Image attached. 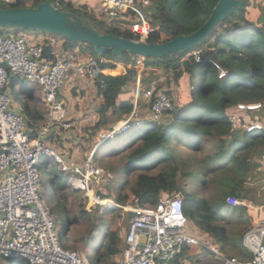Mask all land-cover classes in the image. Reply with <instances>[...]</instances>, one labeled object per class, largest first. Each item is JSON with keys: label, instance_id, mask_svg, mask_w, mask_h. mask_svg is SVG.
<instances>
[{"label": "trees", "instance_id": "obj_1", "mask_svg": "<svg viewBox=\"0 0 264 264\" xmlns=\"http://www.w3.org/2000/svg\"><path fill=\"white\" fill-rule=\"evenodd\" d=\"M151 1H153L151 26L155 29L150 32L148 41H160L162 34L165 35V39H170L196 30L208 18L218 2ZM240 1L237 9L227 12L225 18L219 20L215 28L193 48L158 57H144L145 71L142 74V84L145 83L146 70L150 67L158 66L168 73L171 78L166 76L168 77L166 81L174 86L177 94L175 96L171 89L165 90L172 95L175 110L164 120L145 123L147 128L144 133H137L122 152L121 159L126 162L124 168L126 174L130 172L135 162L142 161L143 158H152L150 164L142 163V166L138 167L144 174L156 170L153 173L151 191L147 192V188L138 182L125 185L123 190L115 195L116 203L121 206L131 205L134 199L140 206H146L157 202L163 191L170 194L180 192L183 195L189 225L199 228L219 243L221 249L227 253H241L244 249L241 237L250 227L245 218L233 219L227 215L229 212L244 211L242 206H230L227 197L244 199L245 190L241 183L250 179L254 169L253 158L259 150L264 149V127L250 132L244 129L234 130L229 119L231 114L237 112V105L241 103L261 102L262 107L258 111L261 116L264 115V0ZM42 2H49L55 11L78 18L82 28L86 30L138 38L133 32L120 27V23L130 19L126 17L104 21L89 8L87 0L60 2L58 5L56 0H16L9 4L0 2V9H36ZM26 29L24 26H18L14 32L19 34ZM2 30L0 25V31ZM66 42L68 44L64 46L65 50L80 43L79 40L70 42L68 39L64 43ZM85 44L87 49L83 48V51L88 50L96 56L100 55L92 45ZM52 48L51 42L42 44L43 56L53 59L54 56L50 53ZM194 50L200 51V61H196L192 56ZM102 56L106 59L101 63L102 68L113 67L116 64L126 68V72L118 76L104 75L105 83L102 87L96 81L104 103L114 106L115 112L125 116L133 105L135 63L138 55L128 51L117 55L111 50H105ZM216 65L226 70L224 77H218ZM152 79L155 77L148 79L146 84ZM17 80L18 76L11 75L9 84L11 99L18 98L14 87ZM163 84L159 82L160 87H163ZM22 86V91L27 95L26 99L31 103L26 102L21 112L27 119L32 136L38 125L43 122L45 112L37 107L30 94L32 87L25 79L22 80ZM119 96L121 99L115 104L114 99ZM238 113L254 121L250 111L240 109ZM57 133L52 132L49 135L51 143L59 140ZM56 165L49 157L38 163L40 173L43 171L48 178L53 195L56 191L66 188L61 182L63 173L56 169ZM84 197L86 200L87 196ZM85 203L86 201L79 203L80 214L91 222L89 211L84 209ZM47 208L51 213V209L48 206ZM105 210H114L116 215L111 216L109 224L103 229V240L96 248L95 261L89 257L88 251H85L84 256L88 258L90 264H105L106 259L119 255L123 250L119 233L120 228L125 225L126 217L130 216V210H125L124 207L115 209L112 206H106ZM72 217L64 210L62 235L58 231L59 242L67 249L76 248L78 242L77 239L71 240L68 237L69 225L74 221ZM92 228L97 227L93 224ZM91 229L89 230L92 233ZM91 239L92 236H85L82 248ZM189 247L193 245L183 243L181 250L167 263L182 264L179 259ZM247 252L244 254L247 255L249 253ZM245 255L241 254L242 257ZM4 259L7 262H14L13 264H29L22 257Z\"/></svg>", "mask_w": 264, "mask_h": 264}, {"label": "built area", "instance_id": "obj_2", "mask_svg": "<svg viewBox=\"0 0 264 264\" xmlns=\"http://www.w3.org/2000/svg\"><path fill=\"white\" fill-rule=\"evenodd\" d=\"M16 0H0L9 4ZM72 0H56L60 2ZM77 1V0H76ZM95 9L98 17L104 21L120 20L128 13L130 21L120 23L138 35V40L147 41L152 30L151 0H100ZM42 45L28 42L22 35L0 31V258H25L29 264H90L85 256L74 249L61 245L56 229V220L40 197L41 173L39 161L49 157L57 168L68 175L71 188L84 192L91 203L103 199L93 187L100 180L111 176V172L93 162L89 154L82 163H72L50 142L49 135L71 124L66 119V108L59 95L66 74L71 69L80 77L96 79L99 86L104 85V73L101 63L104 58L82 54L79 49L53 47L50 53L53 59L42 54ZM196 61L201 60L199 50L192 51ZM136 80L131 111L111 129L99 134L107 140L130 127L149 121H161L175 110V102L160 80H153L143 88L141 82L145 71L144 57L138 56L135 63ZM218 77L226 75V70L216 65ZM11 75L36 82L40 89L33 91L36 100L45 112V120L31 136L27 119L21 110L12 106L8 91ZM149 103V118H141L139 99ZM261 102L238 104L237 112L229 116L232 129H244L248 132L263 128L261 116L254 121L238 111L259 110ZM105 185V184H104ZM102 185L101 187H103ZM227 201L240 205L239 198L229 196ZM114 205V204H109ZM124 207L131 211L126 232L123 237L122 260L117 264H168L169 260L181 250L183 243H198L187 232L188 219L185 213L184 199L180 192L168 194L162 192L157 202L146 206L133 204ZM242 243L252 254L242 260L235 255H226L213 245L209 249L220 264H264V220L250 227L243 235Z\"/></svg>", "mask_w": 264, "mask_h": 264}, {"label": "crops", "instance_id": "obj_3", "mask_svg": "<svg viewBox=\"0 0 264 264\" xmlns=\"http://www.w3.org/2000/svg\"><path fill=\"white\" fill-rule=\"evenodd\" d=\"M87 1L89 8L95 7V9L97 8V6H99L101 2L100 0H87ZM152 10H151V17H152ZM93 11L95 12L94 9ZM95 14L98 16L96 12ZM122 16L123 17H121V19H124L126 17L128 18V16L130 15L128 13L126 14L124 13ZM152 28L154 27L152 26ZM13 29L14 27L9 26V28H6V31L8 33L15 34L14 32L15 30ZM27 29H29V31L26 32L21 31L22 33L19 34H21L28 42L41 44V45L47 42H51L53 47L63 48L65 50L63 45V42H65V40L67 39L65 36L63 37L61 34L54 33L52 31L46 32V30L44 29H36L30 27H28ZM161 40H165L164 34H162ZM74 48L79 49L81 53L84 55L91 53L88 50L85 51L82 50L83 48L87 49L85 42H80L79 45L75 46ZM99 57L103 58L102 55H100ZM105 60L106 59L104 58V61ZM102 69L104 75H111V76H118L126 72V68L121 64H116L113 67L112 66L104 67ZM160 69L161 68L158 66H153L150 67L148 70H146V74L144 75L146 76L144 77L145 85L144 84L142 85L143 88L147 87L150 84V82L153 81L152 79L148 84H146L147 83L146 81L148 79L153 78V76L155 77L154 80H160V81L163 80L162 82L164 83V79H166L168 73L164 72L162 74ZM18 79L19 80L15 81V86H14L15 90H16V86L19 83H21L20 92L24 95L25 98L24 104L26 102L29 103L30 100L26 99L27 98L26 93L22 91V87H23L22 80L24 79L21 77H18ZM26 82H28L32 87L30 94L32 95L34 100V95L32 92L39 90L40 86L33 81L26 80ZM96 83H97L96 79H90L88 77H80L76 75V73L72 69L68 74H66L62 84L63 86H61V88L59 89V95L63 99L66 108V119L69 121L71 125L68 128L66 127V129L60 128L57 133L58 134L57 137H59V140L54 141L52 144L54 145V147L58 148V150L66 157V159H68L70 162L75 164L82 163L84 159L90 154V152L92 153L96 150V148L98 147L97 143L98 140L100 139V136L98 135L95 137V135L108 131L113 127L115 123L119 122L125 117L122 114H120V112H115L114 106H110L104 103V99L100 94V91ZM8 91L9 93L11 92V86L8 87ZM120 99H121L120 96L115 97L114 99L115 104H118ZM34 102L36 104H39L36 100H34ZM12 106L19 110L22 109L19 107H15L13 100H12ZM139 112L141 118H149L150 116L149 103L144 98L139 99ZM259 115L261 116L260 112L255 111L252 114V117L254 118ZM167 117H169V115ZM261 117L263 118L262 122L264 124V115ZM44 120L45 118L43 119V122ZM41 123L39 125H41ZM144 125L145 123H143V126ZM35 133L36 131L32 136H34ZM123 144H121V146H123ZM108 151H111L110 153H113L114 149L109 148ZM253 164H254V169L252 171L250 179L246 182H242V183L240 182L243 185L244 188L243 190H245V197L244 199L239 198L241 200V204L236 205V206L244 207V211H242L241 218L239 219L245 218L249 223L250 227L255 225L257 222L264 220V149L259 150L255 154L253 158ZM106 186L107 184H105L103 187L105 188ZM68 187L74 193L76 192L74 191L73 188L70 187L69 184ZM84 196H86L85 193ZM88 200H89L88 201L89 204L90 199L88 198ZM230 206H235V205L230 204ZM229 214L230 212L227 213V215ZM186 230L189 234L193 235L198 240V243H190V245H193V247H189L188 249L184 250V255L179 259L180 263L182 264H220L219 262L220 260L216 258L213 252L209 249V247L213 245L219 247L222 253L226 255L232 254L239 257L240 259L244 258V260H246L250 258L252 255L247 250V248H245L243 243L242 245L244 246V249L241 250V253L238 252L227 253L221 249L219 243L212 240L211 237L206 235L196 226L193 225L191 226L188 223ZM125 232H126V225L120 228V233H119L120 234L119 240H121L122 246H123L122 239L124 237ZM245 251L249 252V253L247 252L249 254V257L248 254L247 255L244 254ZM122 252L117 256L115 255L114 258L111 257L110 259H108L105 264L119 263L122 260ZM241 254L245 256L242 257ZM118 256L119 258L116 261V258Z\"/></svg>", "mask_w": 264, "mask_h": 264}, {"label": "rangeland", "instance_id": "obj_4", "mask_svg": "<svg viewBox=\"0 0 264 264\" xmlns=\"http://www.w3.org/2000/svg\"><path fill=\"white\" fill-rule=\"evenodd\" d=\"M57 15H62L65 22L71 26L75 27H82L81 21L74 17L73 15H68L64 14L63 12L60 11H55ZM6 26V27H4ZM9 26L14 27L13 30H15L17 25L11 24H1V28L3 30H6V28H9ZM26 31H29V29H26ZM46 32H50V30H46ZM55 33V32H54ZM67 42L64 43V46H67ZM72 70V69H71ZM161 73L163 74L164 71L162 69ZM171 78V76H168ZM168 77L166 79H168ZM164 79V84L163 87L166 89H171L174 91V94L176 96V89L174 88L173 85H169L168 81ZM161 80L160 82H162ZM166 82V83H165ZM20 85L19 83L16 86L17 93L19 94L18 98L12 99L14 101V106L22 108L24 107V95L20 92ZM63 86V85H62ZM31 103V101H29ZM40 104H37V107H39ZM41 108V106L39 107ZM147 125L144 126H137L134 125L130 127L126 132L119 133L115 135L112 138H109L107 140L101 141V139L98 140L99 148L98 150L93 154V162L98 164L99 166L109 170L111 172L110 178L108 177L106 181L104 182V179L100 180V183L97 184L95 181L92 183L93 187H100L95 193L99 194L100 197L101 195H104L102 201L96 202V204L91 203L90 206H88V196L87 199L85 200L84 193L82 191H76L75 193L68 187V176L62 174L61 176V182L66 185L65 189L58 190L56 191L53 195L51 194V189L48 184V178L46 174L42 171L41 172V185H40V197L44 204L48 206L51 209V214L53 218L56 220V229L60 231V234L62 235V230H63V214L64 210L69 215V217L74 218V221L72 224L69 225V236L70 239H77L76 243V248H73L76 250L80 255L84 256L85 251H88V255L90 258H92L93 261H95V251L96 248L99 246L101 240H103V229L104 227L109 224L111 220V216L116 215V212L114 210L111 211H106L105 207L108 206L109 204H115V195L117 193H120L125 185H130V184H136L140 183L144 188H147V192H150L152 189L153 185V173L156 172V170H151L150 174H144L143 172L140 171L139 166H142V163L145 164H150L151 163V157L150 158H143L142 161H137L132 165L133 167L131 168L130 172L128 174L125 173V164L126 162L123 161L122 158V152L123 149H125L132 140L135 137L137 133H144L146 130ZM95 132V131H94ZM99 134L95 135L98 136ZM93 137V138H95ZM125 143V144H123ZM123 144V146H121ZM114 149L113 153H110L111 151H108V149ZM91 154V152H90ZM136 166V167H134ZM56 169L58 170L57 166ZM128 182V183H127ZM44 183V185H43ZM107 184V186L101 187L102 185ZM68 187V188H67ZM83 201L85 203L84 209L89 211V218L91 222H89L88 219H85L82 217L80 214V209H79V203ZM137 203V200H133V204ZM115 209L117 206H113ZM125 210H128L124 208ZM241 213V212H240ZM240 213H230L229 216H231L233 219H239L241 218ZM130 214L131 211H130ZM129 216L126 217V222L127 223ZM91 223V225L89 224ZM95 225V228H92V225ZM124 225V226H125ZM92 228V229H91ZM92 230V233L90 230ZM92 236L91 241L82 248V244L85 236ZM113 258L115 255L112 256ZM112 258V259H113ZM119 256L116 258V261L118 260ZM111 259V260H112ZM108 260V259H106ZM14 262H7L6 259L0 258V264H13Z\"/></svg>", "mask_w": 264, "mask_h": 264}, {"label": "water", "instance_id": "obj_5", "mask_svg": "<svg viewBox=\"0 0 264 264\" xmlns=\"http://www.w3.org/2000/svg\"><path fill=\"white\" fill-rule=\"evenodd\" d=\"M208 18L200 26L188 33L180 34L170 39L160 41H143L123 37L112 33H96L82 27L67 24L62 15H57L49 2L38 4L36 9L3 8L0 9V25L7 23L36 29L50 30L74 42L79 40L92 45L100 55L105 50H111L120 55L124 51L138 56L158 57L179 50L193 48L201 42L216 26L219 20L225 18L227 12L237 9L240 0H217ZM116 207V206H115ZM119 207V206H117Z\"/></svg>", "mask_w": 264, "mask_h": 264}, {"label": "clouds", "instance_id": "obj_6", "mask_svg": "<svg viewBox=\"0 0 264 264\" xmlns=\"http://www.w3.org/2000/svg\"><path fill=\"white\" fill-rule=\"evenodd\" d=\"M99 56H100V55H99ZM253 104H254V103H253ZM254 110H255V111H258V110H256V109H254ZM254 110H252V111H250V112L253 114V113L255 112ZM261 118H262V117H261ZM141 126H143V124H142ZM101 141H102V140H101ZM104 141H105V140H104ZM98 145H99V144H98ZM98 145H97V146H98ZM98 148H99V147H98ZM96 149H97V148H96ZM95 151H96V150H95ZM94 153H95V152H94ZM108 206H112V207H113V206H115V205H108Z\"/></svg>", "mask_w": 264, "mask_h": 264}, {"label": "bare ground", "instance_id": "obj_7", "mask_svg": "<svg viewBox=\"0 0 264 264\" xmlns=\"http://www.w3.org/2000/svg\"><path fill=\"white\" fill-rule=\"evenodd\" d=\"M255 129H258V128H255ZM115 205V204H114Z\"/></svg>", "mask_w": 264, "mask_h": 264}]
</instances>
